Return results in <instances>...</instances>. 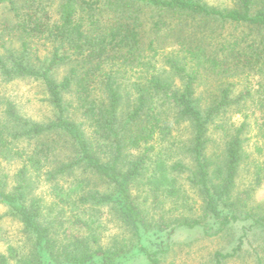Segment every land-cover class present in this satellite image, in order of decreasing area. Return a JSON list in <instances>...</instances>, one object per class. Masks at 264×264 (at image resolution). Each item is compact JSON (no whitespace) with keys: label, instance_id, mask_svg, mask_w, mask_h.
I'll list each match as a JSON object with an SVG mask.
<instances>
[{"label":"trees","instance_id":"16d2710c","mask_svg":"<svg viewBox=\"0 0 264 264\" xmlns=\"http://www.w3.org/2000/svg\"><path fill=\"white\" fill-rule=\"evenodd\" d=\"M231 1L219 9L202 0H59L53 13L54 0H0L11 14L0 22V206L24 241L0 252V264H120L127 246L99 242L102 210L137 242L149 232L207 233L212 222L217 235L246 222L237 246L216 252L213 264L236 258L252 230L264 233V203L254 206L237 187L247 126L230 120L243 114L245 100L230 79L264 70V0ZM147 12L156 19L145 46ZM213 26L262 40L216 37ZM162 37L170 40L167 54ZM203 72L220 83L201 101ZM27 80L44 91L51 117L43 122L21 116L2 89ZM213 132L226 139L221 155L209 153ZM256 171L264 181V164ZM168 174L201 194L200 214L166 218L141 209L137 184L151 187ZM39 183L53 196L50 219L32 193ZM138 249L159 264L156 253ZM255 255L264 264V248Z\"/></svg>","mask_w":264,"mask_h":264},{"label":"rangeland","instance_id":"374dc122","mask_svg":"<svg viewBox=\"0 0 264 264\" xmlns=\"http://www.w3.org/2000/svg\"><path fill=\"white\" fill-rule=\"evenodd\" d=\"M202 1L219 9H230L234 6L231 0ZM58 5L59 0H54L51 5L53 13H56ZM155 19V13L147 12L145 15L143 30L145 46L153 38L152 23ZM10 20V12L5 8L1 9L0 22ZM213 28L216 37L221 35V37L237 41L245 39L248 44L262 40L260 34L244 28L233 26H226L224 29L220 26H213ZM162 38L161 41L165 49L160 51V54H167L171 50L167 45L170 40ZM161 63L162 61L157 64L160 68L163 67L160 66ZM65 72V68L58 70L56 77L60 78ZM230 81L235 84V95L245 96L244 104L241 106L243 114L233 116L230 119L237 126L243 122L247 126L243 145L244 160L237 173L238 192L249 191L251 203L257 206L264 203V181L260 183L256 181V168L264 164V70H246ZM219 83L218 77L203 72L196 85L197 97L204 101L208 97V93H216ZM2 89L24 118L43 122L51 117V112L44 102V91L38 83L31 80L14 81ZM123 93L125 95L127 91ZM187 134V130L182 127L179 136L184 138ZM210 139L212 141L209 153L221 155L224 152L226 140L222 133L213 132L210 134ZM14 169L13 165L6 166L7 173ZM145 182L142 181V183L137 184L134 194L141 209L150 216L160 217L163 214L166 218H172L173 215H180L181 213L187 215L200 214L201 194L190 188L183 177L168 174L165 179L161 178L159 183H152L151 187ZM32 193L34 196L42 198L44 215L50 219L55 206L53 207V196L48 186L41 183L36 184ZM5 212L6 209L0 206V217H2L0 219V252L4 254L7 253L9 246L23 247L24 245L23 238L19 233L18 222L9 216H5ZM100 214L99 218L102 222L99 230L100 244L104 247H110L113 244L127 246L128 252L120 260V264H149L146 254L138 249L140 246L150 254L156 253L159 264H213L214 254L216 252L230 253L243 236V228L247 226L246 222L235 223L223 232L214 235L216 226L210 222L212 230H208L207 233L202 228H180L172 233L169 230L145 233L137 242L128 231L110 217L107 210H102ZM243 242L241 253L225 264H256V252L260 253L264 248V233L252 230ZM22 249L24 250V248Z\"/></svg>","mask_w":264,"mask_h":264}]
</instances>
